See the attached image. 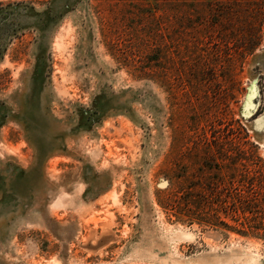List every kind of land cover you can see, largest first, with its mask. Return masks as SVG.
<instances>
[{"label":"rangeland","instance_id":"rangeland-1","mask_svg":"<svg viewBox=\"0 0 264 264\" xmlns=\"http://www.w3.org/2000/svg\"><path fill=\"white\" fill-rule=\"evenodd\" d=\"M245 1L0 0V264H264L167 206L264 162V16L224 13ZM153 49L169 74L136 77Z\"/></svg>","mask_w":264,"mask_h":264},{"label":"trees","instance_id":"trees-1","mask_svg":"<svg viewBox=\"0 0 264 264\" xmlns=\"http://www.w3.org/2000/svg\"><path fill=\"white\" fill-rule=\"evenodd\" d=\"M228 3H230V7L224 8L226 14L240 13L238 10L242 9L244 13L264 16V1L246 0L237 5ZM3 8L0 7V10ZM150 32L148 31L149 34L147 35L151 38L154 34ZM143 41L146 44L150 42L149 40ZM255 46L256 44H253L252 47L241 50L240 53L243 58L251 53ZM149 55L151 56L150 60H147L149 61L148 64L146 62L139 65H129L136 77L154 79L163 76L165 78L169 74L170 68L156 63L162 59V54L157 49H153ZM258 161L259 164L257 163L250 171L242 166L244 172L237 180L236 169L232 165H225L224 171L222 167L216 169L210 167L212 165L209 164L206 169L216 172L211 173V175L210 173H203L199 177L198 184L201 190L194 193L175 191L174 199L167 206L174 209L175 217L180 222L220 228L241 236H260L264 239V162L261 159ZM235 182H237L236 186H234ZM220 212L225 219L229 218L235 225H231L222 219Z\"/></svg>","mask_w":264,"mask_h":264},{"label":"bare ground","instance_id":"bare-ground-1","mask_svg":"<svg viewBox=\"0 0 264 264\" xmlns=\"http://www.w3.org/2000/svg\"><path fill=\"white\" fill-rule=\"evenodd\" d=\"M178 234V233H177ZM180 234V233H179ZM183 234V233H182ZM184 235V234H183ZM177 236V235H176ZM176 238V237H175ZM239 256V255H238ZM243 256V255H242ZM245 256V255H244ZM241 258V257H240ZM246 261V260H245ZM229 262V261H228ZM249 263V262H248ZM245 264V263H244Z\"/></svg>","mask_w":264,"mask_h":264}]
</instances>
